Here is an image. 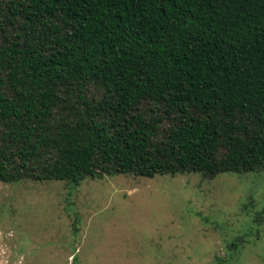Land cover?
<instances>
[{"label": "trees", "instance_id": "1", "mask_svg": "<svg viewBox=\"0 0 264 264\" xmlns=\"http://www.w3.org/2000/svg\"><path fill=\"white\" fill-rule=\"evenodd\" d=\"M253 170L264 0H0L1 182Z\"/></svg>", "mask_w": 264, "mask_h": 264}, {"label": "rangeland", "instance_id": "2", "mask_svg": "<svg viewBox=\"0 0 264 264\" xmlns=\"http://www.w3.org/2000/svg\"><path fill=\"white\" fill-rule=\"evenodd\" d=\"M264 264V171L0 181V264Z\"/></svg>", "mask_w": 264, "mask_h": 264}]
</instances>
